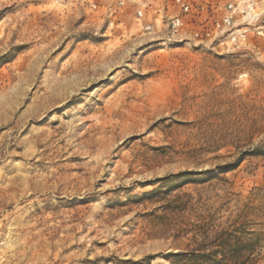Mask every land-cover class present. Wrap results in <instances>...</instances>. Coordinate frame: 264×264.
Masks as SVG:
<instances>
[{"label": "rangeland", "instance_id": "1", "mask_svg": "<svg viewBox=\"0 0 264 264\" xmlns=\"http://www.w3.org/2000/svg\"><path fill=\"white\" fill-rule=\"evenodd\" d=\"M260 1L259 33L217 54L0 0V264H170L200 220L245 223L264 264Z\"/></svg>", "mask_w": 264, "mask_h": 264}, {"label": "built area", "instance_id": "2", "mask_svg": "<svg viewBox=\"0 0 264 264\" xmlns=\"http://www.w3.org/2000/svg\"><path fill=\"white\" fill-rule=\"evenodd\" d=\"M73 3L108 27L131 25L138 37L160 51L173 48L228 54L259 33L260 0H239L224 7L218 0H57ZM247 19L245 22L241 18ZM250 21V22H249Z\"/></svg>", "mask_w": 264, "mask_h": 264}, {"label": "trees", "instance_id": "3", "mask_svg": "<svg viewBox=\"0 0 264 264\" xmlns=\"http://www.w3.org/2000/svg\"><path fill=\"white\" fill-rule=\"evenodd\" d=\"M189 175L194 173H181L174 178L182 179ZM176 231L178 238L191 235L192 244L189 245L190 250L169 254L170 264H251L256 247L262 243L257 233L251 232L245 223L238 220L225 227L200 220L179 226ZM246 237H255L256 240H247Z\"/></svg>", "mask_w": 264, "mask_h": 264}]
</instances>
